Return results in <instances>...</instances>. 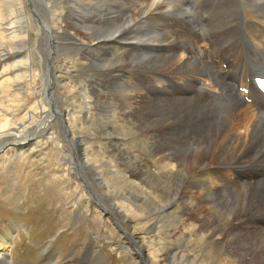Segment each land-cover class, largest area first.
Segmentation results:
<instances>
[{"label":"rangeland","instance_id":"1","mask_svg":"<svg viewBox=\"0 0 264 264\" xmlns=\"http://www.w3.org/2000/svg\"><path fill=\"white\" fill-rule=\"evenodd\" d=\"M24 1L26 11L33 16V20L42 17L32 1ZM129 1L136 3L138 0ZM49 2L51 12L57 14L62 11V22L53 23L55 36L47 40V46L55 51L51 61H46L49 64L48 73L52 76L50 82L54 83L46 93L54 91L53 99L44 97L40 80L44 48L42 37L30 25L25 29V24L22 28L29 37L13 34L10 23L15 19L10 15L11 8L0 0V146L7 138L14 141L13 134L21 141L31 134L29 131L32 128H37L32 133L38 132L27 147L15 149L8 145L0 153V228L9 227L6 233L0 234V251L7 253V261L12 264H53L56 259L63 258L69 264H243L239 262V252L229 246L231 235L223 230L212 232L209 201L206 203L195 198V191L208 197L209 189L214 186L209 167L188 176L189 181L200 184L183 186L188 195L192 192L191 199L197 212L192 214L182 200L164 207L162 211L158 210L159 206L174 199L173 191L181 186L177 183L178 174L162 171L158 168L160 165L152 163L156 155L151 142L153 137L158 136L157 133L140 130L136 122L124 116L120 106L112 110L113 104L118 102V85L121 83L134 84L138 93L145 94L144 87L139 84L141 79H137L133 70L127 68L121 69L122 81H115L117 84L106 79V69L87 58L88 41L76 37L66 26L68 9L63 11L61 4L65 5L67 0ZM240 2L242 9L248 8V2ZM213 9L212 6L211 12ZM189 12L193 17L194 12L201 16L203 22L196 21L200 27L207 28L209 0L204 7L201 2L190 5ZM221 12L226 15L225 23L233 18L227 12ZM157 21L158 29H162V23L159 19ZM155 28L154 24L145 23L137 27V31L141 37H154ZM241 29V37H244V28ZM129 33L134 35L133 31ZM20 40L24 42L18 44ZM121 43L117 44V50L111 56L115 62L120 61V53L129 50ZM203 44L204 41L198 42L206 49ZM136 50L137 53L148 52L144 47ZM152 53H156L155 50ZM19 59L30 65H13ZM194 81L198 83L191 78V82ZM171 87L170 92L176 96L189 92L174 88V83ZM47 104L52 106L51 109L55 107L62 112L63 122L65 120L69 131L81 141L83 149L77 147L74 140L68 139L67 142L63 139L61 132L66 135L65 128L56 110L50 127L40 131L36 122L42 120V116L39 117L42 111L50 108ZM204 108L200 106L190 113L198 118H192L198 132L209 130V110ZM48 111L50 113V109ZM45 122L49 124L51 118H46ZM24 125L28 127L22 129ZM68 144L71 149L67 148ZM83 151L89 155L87 160L93 174L105 181L107 194L92 179L82 181L91 177L89 170L80 164ZM136 165L148 170L147 177L136 173ZM75 168H78V177ZM179 168L176 167V170ZM91 196L106 208L103 209L106 214ZM105 196L111 197L121 207L128 219L127 224L118 218ZM12 226L16 227L14 232L11 231ZM121 228L127 238L121 234ZM134 238L143 244L149 262L138 258ZM1 264H5L4 260Z\"/></svg>","mask_w":264,"mask_h":264},{"label":"bare ground","instance_id":"2","mask_svg":"<svg viewBox=\"0 0 264 264\" xmlns=\"http://www.w3.org/2000/svg\"><path fill=\"white\" fill-rule=\"evenodd\" d=\"M30 1L36 12H40L42 16L38 20H33V16L27 13L24 0H4L11 8L10 15L15 19L10 23L13 34L29 37L25 29L30 25L44 41L40 80L43 83V95L49 99L54 96V91H46L54 83L50 82L52 76L48 73L47 63L51 61L50 57L55 51L47 46V40L55 36L54 26L56 21L62 22V11H59L60 14L51 12L49 0ZM207 1L138 0L130 3L129 0H67L61 6L63 11L68 9L65 15L66 26L76 37L88 41L87 50L85 49L87 58L106 69V79L117 84L115 81H122L121 69L126 68L133 70L134 76L141 79L139 84L144 87L145 94L138 93L134 84L120 82V93L116 98L118 102L113 104L112 110L120 106L124 116L129 121L136 122L140 130L157 133L158 136L153 137L151 142L156 155L152 163L160 165L158 168L162 171L178 174L177 183L181 186L173 191L174 199L159 206L158 210L162 211L164 207L182 200L186 207H190L192 214L197 212L191 199L192 192L188 195L183 186L200 184L189 181L188 176L209 167V176L214 185L209 189V200L205 193L196 194L197 191L195 198L198 197L206 203L209 201V226L212 232L223 230L231 235L229 246L239 252L240 263L264 264V101L251 90L248 79L255 73L264 72V0H245L249 5L243 9L240 0H209V13L206 14L209 23L207 28H202L198 23H202L203 18L197 20V14L193 17L189 6L201 2L204 7ZM212 6L214 9L211 12ZM222 10L233 16L227 23ZM157 19L162 23V29H158ZM145 23L156 26L153 30L154 37H141L137 31V27ZM23 24L25 29L22 28ZM241 28H244V37H241ZM129 31H133L134 35L130 36ZM200 41L205 42L203 45L206 49L198 45ZM18 42L21 44L24 41ZM120 42L124 47L128 46L129 50L120 53V61L115 62L111 56L115 54L116 46ZM143 47L148 52L137 53L136 49ZM154 50L156 53H152ZM30 59L29 54L28 61ZM19 60L21 62L23 59ZM18 61L13 65H30ZM222 64H225L224 67ZM191 78H195L198 85L195 81L191 82ZM236 82L239 83L238 86L249 85L251 93L247 97H251L250 103L243 101V93L234 86ZM172 83L176 86L174 88L189 92L182 96L174 95L170 92ZM53 102L52 104L56 101ZM200 106L209 110V130L198 132L195 129V120L192 119L198 118L190 113ZM51 107L50 113L49 109H41L44 115L41 113L39 117L42 116V120L36 122L40 125V131H46L54 119L52 115L56 109ZM56 112L66 135L69 136L65 139L66 135L61 132L63 139L72 142L74 140L77 147H83L75 134L69 131L65 120L63 122L62 112ZM109 114L113 116L110 111ZM46 118H51L49 124H45ZM25 126L27 125L22 129ZM37 133L26 137L35 134L32 141ZM13 136L14 141L8 140L9 138L7 141H20L16 134ZM67 148L71 149L69 144ZM81 156L80 164L91 173L89 179L84 178L82 181L88 182L92 179L107 194L104 190L105 181L92 172L87 160L89 155L84 152ZM94 161L97 162V159ZM141 167L135 166L138 171L136 173L147 177L148 170ZM176 167H180L179 170ZM76 170L78 168H75L77 176ZM91 197L106 214L103 210L106 208L100 201L94 196ZM110 198L105 196L104 199L112 205L118 218L126 223L128 219L121 207ZM110 220L112 222V217ZM8 228V225L1 227L0 234L6 233ZM13 230L15 228L12 226L11 231ZM121 231L127 238L122 228ZM135 240L138 258L142 262H149L143 244L138 239ZM1 260L5 264H12L7 261V253L3 251H0V264ZM56 260L53 264H69L63 258Z\"/></svg>","mask_w":264,"mask_h":264},{"label":"water","instance_id":"3","mask_svg":"<svg viewBox=\"0 0 264 264\" xmlns=\"http://www.w3.org/2000/svg\"><path fill=\"white\" fill-rule=\"evenodd\" d=\"M50 88V86L48 87ZM22 142H19L18 144H14V143H10V142H4L3 145L0 147V151L6 146V145H13V146H17V145H22Z\"/></svg>","mask_w":264,"mask_h":264}]
</instances>
